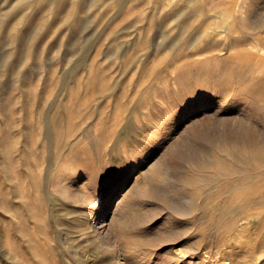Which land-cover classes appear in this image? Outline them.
Masks as SVG:
<instances>
[{"label": "rangeland", "instance_id": "1", "mask_svg": "<svg viewBox=\"0 0 264 264\" xmlns=\"http://www.w3.org/2000/svg\"><path fill=\"white\" fill-rule=\"evenodd\" d=\"M120 263L264 264V0H0V264Z\"/></svg>", "mask_w": 264, "mask_h": 264}, {"label": "bare ground", "instance_id": "2", "mask_svg": "<svg viewBox=\"0 0 264 264\" xmlns=\"http://www.w3.org/2000/svg\"><path fill=\"white\" fill-rule=\"evenodd\" d=\"M107 203V202H106ZM104 215V214H103ZM105 218V217H104ZM100 222V221H99ZM91 224H94V223H91ZM104 224V223H103ZM103 224H101V226L103 225ZM99 226V225H98ZM104 226V225H103ZM95 227V226H94ZM95 229H96V227H95ZM94 230V229H93ZM97 230V229H96ZM109 230H110V228H109ZM102 231V230H101ZM111 231V230H110ZM104 232V231H103ZM106 232V231H105ZM108 232V231H107ZM109 235V234H108ZM107 235V237H104V240H105V238H107V241H108V238L110 239V236H108ZM113 236V235H112ZM115 239V238H114ZM110 245V244H109ZM112 245V244H111ZM111 247V246H110ZM117 258H119V256L117 255ZM124 263V262H123ZM121 264V263H120Z\"/></svg>", "mask_w": 264, "mask_h": 264}]
</instances>
